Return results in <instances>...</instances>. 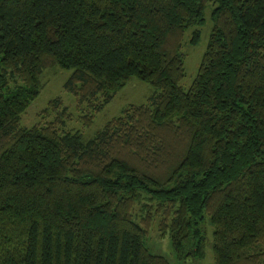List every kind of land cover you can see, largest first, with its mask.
Here are the masks:
<instances>
[{"label": "trees", "instance_id": "obj_1", "mask_svg": "<svg viewBox=\"0 0 264 264\" xmlns=\"http://www.w3.org/2000/svg\"><path fill=\"white\" fill-rule=\"evenodd\" d=\"M51 66L94 112L132 77L153 92L87 140L20 125ZM154 223L179 262L210 234L213 264H264V0H0V264H171Z\"/></svg>", "mask_w": 264, "mask_h": 264}, {"label": "rangeland", "instance_id": "obj_2", "mask_svg": "<svg viewBox=\"0 0 264 264\" xmlns=\"http://www.w3.org/2000/svg\"><path fill=\"white\" fill-rule=\"evenodd\" d=\"M212 4L209 2L203 11V23L196 27H191L185 32L182 52L184 53L185 76L180 81V85L187 89L194 79L197 69L206 48L210 28V10ZM200 30L198 42L195 45L188 43L190 33L193 29ZM70 74V70L60 69L58 66H51L43 70L40 81L42 88L38 96L29 104L20 118V125L30 127L32 125H44L49 122L55 123L59 131H78L83 140L94 136L97 130L104 124L118 116L121 111L129 105H138L146 102L147 97L153 92V88L146 82L132 77L121 89H119L113 99L107 103L102 110L93 111V105L97 104L101 98L92 102L78 104L75 97L63 88V83ZM58 98L60 104L53 107L49 101ZM84 116L91 121L86 123ZM211 236L206 247L205 256L193 263L179 262L175 259L168 236H161L156 228V223L151 225L149 236L146 239V246L150 251L165 256L171 264H213V255L210 247Z\"/></svg>", "mask_w": 264, "mask_h": 264}]
</instances>
